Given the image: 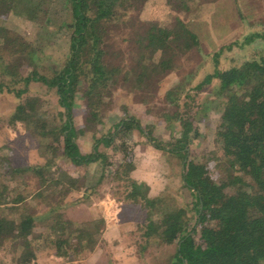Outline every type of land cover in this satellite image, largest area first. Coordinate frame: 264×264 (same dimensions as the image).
I'll return each mask as SVG.
<instances>
[{"label":"trees","instance_id":"obj_1","mask_svg":"<svg viewBox=\"0 0 264 264\" xmlns=\"http://www.w3.org/2000/svg\"><path fill=\"white\" fill-rule=\"evenodd\" d=\"M47 1L0 0V49L8 46L11 54L23 52V44L17 36L2 25L6 12L35 21L41 15L47 16L49 10L44 7ZM132 1L135 0H67L71 6L73 33L71 55L66 65L61 71L54 72L50 80L39 77L36 71L21 77L27 86L31 82H42L56 88L68 120L63 125L53 123L48 119L49 113L38 110L36 99L21 103L13 112L12 123H22L51 153L44 164L15 166L12 156L1 152L0 248L8 242L11 247H21L20 264H32L49 242L59 255L66 256L63 247H69L71 235L75 232L80 247L94 245L90 232L99 225H89L90 230L85 225L75 228L62 208L69 209L67 197L82 188L80 180L85 184L92 164L98 163L102 170L109 167L111 171L108 174L104 170L100 182L119 180L128 183L123 184L126 199L141 203L148 210L144 236L158 238L167 245L177 243L174 260L168 264H264V49L261 54L241 62L234 60V64L220 69L225 50H245L256 41L264 43V24L213 52L204 49V42L191 24L177 20L172 29L152 24L145 40L140 42V61L134 69L137 90H145L156 80L153 76L166 74L172 69L177 53L208 52L205 56L214 62L213 73L207 74L192 89L187 90L183 84L165 95V100L176 109L172 113V107H168L163 115L167 122L180 123L181 137L175 144L166 143L150 131L153 129L150 125L146 127L125 111L124 118L114 130L108 131L114 133L98 136L94 130L90 136V149L78 144L77 136L87 132L84 131L85 125L74 121L76 93L86 87L80 94L86 98L91 116L96 117L98 109L94 105L102 101L104 92L122 70L121 66H111L106 60L104 24L112 23L119 16L118 8ZM176 1L166 0V3L172 7ZM192 1L196 0H181L188 12ZM157 53L160 57L153 62ZM4 55L0 57L1 67L7 71L13 69V63ZM28 60L36 62L34 53L28 54ZM130 72L126 71L127 74ZM194 77H187L189 83ZM214 81L219 84V95L230 93L216 133L217 143L223 151L219 161L223 159L228 164V170L221 174L218 172L220 164L212 165L209 157L201 161L189 158V143L199 136V123L194 124L193 115H185L188 119L178 118L180 109L184 110L195 102L192 91H201ZM24 92H28L27 89L16 95L20 97ZM162 109L159 107V112ZM146 115H150L149 109ZM134 132L143 135L155 149L170 152L181 159L180 177L184 188L195 196L192 208L176 203L169 207L167 197L163 195L150 198L149 187L130 177L134 169V152L127 142ZM4 150L9 151V148L4 147ZM114 153L115 158L120 156L122 159L117 170L112 168ZM32 185L36 189L28 191V188H34ZM45 206H48L47 210ZM192 212L195 216L191 215ZM41 225L47 226L48 237L37 234L36 229Z\"/></svg>","mask_w":264,"mask_h":264},{"label":"rangeland","instance_id":"obj_2","mask_svg":"<svg viewBox=\"0 0 264 264\" xmlns=\"http://www.w3.org/2000/svg\"><path fill=\"white\" fill-rule=\"evenodd\" d=\"M189 6L188 12L184 8L185 6H182L181 0H177L172 7L166 3V0H135L119 7L118 18L114 19L112 23L104 24L106 26L104 28L106 60L111 66H121L122 70L117 74V80L111 82L107 91L104 92L102 101L94 105L98 109L96 117L91 116L86 98L80 94V91L86 87L77 91L74 100V121L78 125H85L84 131L87 132L85 135L77 136V142L81 147L90 149L89 144H92L90 136L94 130L98 136L114 133L108 131L109 129L114 130L113 128L124 118L125 111L128 112L129 117H135L146 124V127L150 125L153 128L150 131H153L158 139L175 144L181 137L182 126L178 122L172 123L165 120L163 113L167 111L168 107H172L165 100L166 93L183 84H186L187 90L192 89L193 85L214 71V62L211 59L209 61L205 56L208 52L218 51L222 46L241 39L248 31H255L264 24V0H196L192 1ZM44 7L49 10L47 16L41 15L35 21L6 12L5 21L2 24L17 36L20 44H23L22 53L11 54L9 53L11 49L8 46L0 49V57L5 54L6 60L13 63L14 66L11 70H4L1 67L3 62L0 61V154L2 152L4 155L12 156L15 166L44 164L51 153L45 150L40 138L33 136L22 123H12L11 116L21 103L36 99L38 110L49 113L48 119L53 123L56 121L63 125L68 120L65 109L59 103L60 97L56 88L42 82H31L27 86L21 81L22 76L27 77L33 71L39 73V77L50 80L54 77V72L63 69L71 55L73 22L70 19V4L67 0H53V2L49 0ZM177 20L188 23V25L191 24L193 30L200 35L204 42V49L208 52L201 54L193 51L190 55L177 53L172 69L168 70L166 74L153 76L156 80L151 85L149 84L145 90H137L138 83L134 69L138 65V60L140 61V42L145 40L152 24L166 25L172 29ZM263 49L264 43L256 41L252 47L245 50L237 48H234L233 51L225 50L221 57L220 69H226L229 65L234 64V60L241 62L255 54H261ZM30 52L34 53L35 63L28 60ZM145 54L147 55V53ZM159 57L160 53L154 55L153 62L157 61ZM126 71L131 72L127 74ZM188 76H195L192 83L187 80ZM26 89L28 92H24L20 97L16 95L17 92ZM192 93L195 95V102L184 110L180 109L182 113L179 112L178 116L181 119H188L185 115H193L194 124L199 123V136L195 139L192 138L193 140L189 143V158L201 161L209 157L212 159V165L220 164L218 172L224 173L225 170H228V164L223 159L219 161L223 151L221 145L217 143L216 133L223 106L230 93L219 95L217 81L205 86L201 91L193 90ZM159 107L161 109L163 107L160 112ZM147 109L150 110L149 116L145 115ZM175 109L172 107L170 112L174 113ZM144 140L143 135L134 132L129 136L127 143L134 151L135 145H141ZM4 147H8L9 151H2ZM157 153L155 158L157 165L150 173L152 184L158 182L161 183V186L167 185L166 197L169 207H172L176 202L190 205L192 208L195 196L190 190L184 188L180 177L181 159L170 152L157 150ZM112 162L115 163L112 166L113 169H120V163H122L120 156L115 158V153L112 154ZM100 172V164H92V170L88 173L86 183L94 185L92 183L99 178ZM108 174H111L110 170ZM80 185L82 187L80 190L84 193L85 185L82 180H80ZM155 185L158 187L157 184ZM32 186L34 187V185ZM28 189L26 191L33 192L36 188ZM99 189L100 194L106 191L110 198L125 199L127 196L126 188L119 180L104 182ZM26 191L24 190V192ZM98 195L97 192L95 197ZM71 196L72 199L74 198V203L80 202L79 190L72 193ZM152 196L157 198V190L153 192ZM52 198L55 199V196ZM45 208L47 210L48 206ZM62 210L66 211L63 208ZM191 215L195 216V213L192 212ZM74 225L75 228H78V225L83 224L74 223ZM36 231L38 235L44 237L50 235L46 225L38 226ZM75 235L76 232L70 238L73 246L63 247L65 252L68 249L71 259L79 258L82 254L79 250L80 245L76 241L73 242ZM135 239H138V236ZM47 245L53 246L51 242ZM128 248V251L124 250V252L118 250L117 261H122V264H168L174 260L176 255L175 245L146 247V249L144 247ZM21 253V247H11L9 242L4 244L0 248V264H20ZM137 255L140 258H137ZM35 260L32 264H35ZM113 260L110 257L111 263L109 262V264H113Z\"/></svg>","mask_w":264,"mask_h":264},{"label":"crops","instance_id":"obj_3","mask_svg":"<svg viewBox=\"0 0 264 264\" xmlns=\"http://www.w3.org/2000/svg\"><path fill=\"white\" fill-rule=\"evenodd\" d=\"M133 152L134 169L130 177L134 181L144 183L149 187L150 198H153L152 194L156 190L158 193L157 197L161 195L166 196L167 185L161 186V183L158 182L152 184V177L150 175L153 168L157 165L155 161L158 155L157 149L145 138L144 142H141V145H135ZM108 168L109 167L104 168V170L109 171ZM104 170H102L101 167L99 178L92 183L94 185L91 186L89 183L85 182V188H83L85 192L83 193L79 190V198L81 199L79 203L74 204V198H71V194L76 192V190L70 193L67 199L69 209L65 211L68 220L76 224L82 223L89 230L92 229L89 225H99V228L96 227L93 229L95 231L90 232L93 234L94 245L88 246L84 242V246H87L79 247L80 253H82L80 257L72 259L70 258L68 249H66L67 255L61 256L57 253L54 246L47 245L41 249L37 256V260H35V264H109V262L111 263V261H109L110 257L114 259L113 264H122V261H117L118 250L123 252L124 250L128 251V247H170L174 245L178 247L177 243L167 245L163 244L158 238H146L144 236L148 210L142 206L141 203L132 202L126 198H110L106 191L100 194L99 188L102 187L104 183L100 182L99 179ZM142 174H145V176H142ZM88 176L89 174L87 175V179ZM122 184L128 183L122 182ZM155 184H157L158 187H156ZM90 188H92V190H89ZM96 191L100 196L98 195L95 197ZM178 205L183 206L184 204L180 203ZM136 236H138V239H135ZM74 241L77 242V239L74 238L73 242ZM72 246V244L69 245V247ZM48 247L53 248L50 249ZM137 258H140V256L137 255Z\"/></svg>","mask_w":264,"mask_h":264}]
</instances>
